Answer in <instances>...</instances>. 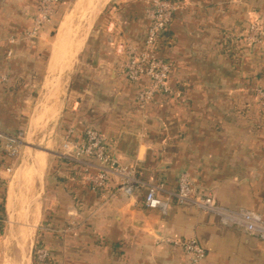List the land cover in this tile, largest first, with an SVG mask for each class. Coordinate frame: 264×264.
<instances>
[{"label": "crops", "instance_id": "obj_1", "mask_svg": "<svg viewBox=\"0 0 264 264\" xmlns=\"http://www.w3.org/2000/svg\"><path fill=\"white\" fill-rule=\"evenodd\" d=\"M172 1L169 43L159 51L171 64L170 92L140 108L147 80L129 82L118 63L122 44L142 48L146 0H101L87 35L60 33L65 14L86 4L63 0L30 39L22 35L39 0H0V131L41 134L38 146L48 133L47 151L33 149L21 167L33 181L20 208L21 170L10 180L16 161L0 152V264H38L37 244L50 254L44 264H188L163 237L196 239L205 249L198 264H264V239L174 201L163 215L144 206L143 192L128 197L113 181L91 189L84 175L92 170L61 155L69 130L75 141L92 126L145 180L175 190L185 172L198 192L264 214V108L253 90L264 87V52L244 39L252 21L264 25V0Z\"/></svg>", "mask_w": 264, "mask_h": 264}, {"label": "built area", "instance_id": "obj_2", "mask_svg": "<svg viewBox=\"0 0 264 264\" xmlns=\"http://www.w3.org/2000/svg\"><path fill=\"white\" fill-rule=\"evenodd\" d=\"M62 1L39 0L37 13L22 37L30 39L38 36ZM177 8V3L172 0H146L144 16L148 20V26L142 48L122 44L119 73L129 82H137L142 78L147 80V85L136 96L140 108L145 107L156 94L170 92L167 78L171 64L159 51L169 43L166 32ZM244 39L249 45L259 46L264 52V25L251 22ZM10 54L8 51L7 55ZM253 90L260 106L264 108V87L258 85ZM69 132L70 130L61 144V155L86 172L92 170V173L84 175L91 189L102 190L109 181H113L115 190L128 197L143 192L144 206L163 215L174 201L178 205L193 206L203 213L213 215L221 226L235 227L264 239V214L246 208H232L220 203L213 193L198 192L193 180L185 172L179 175L175 190L167 189L162 182L147 181L139 175L136 165L123 164L110 152L104 134L98 129L85 127L81 138L75 141L69 138ZM23 135V131L13 134L0 131V152L9 158L17 156L23 143ZM7 170L10 171L11 168L7 167ZM160 241L180 248L186 255L188 264H198L205 257V249L196 239L163 237ZM33 252L38 264H44L50 256L48 250L40 244L34 247Z\"/></svg>", "mask_w": 264, "mask_h": 264}, {"label": "bare ground", "instance_id": "obj_3", "mask_svg": "<svg viewBox=\"0 0 264 264\" xmlns=\"http://www.w3.org/2000/svg\"><path fill=\"white\" fill-rule=\"evenodd\" d=\"M90 1V0H89ZM88 1V2H89ZM87 2V3H88ZM88 5V4H87ZM76 4H75V7L74 9L70 10L69 12H67L65 14V16L63 17L61 23H60V26H59V30H60V33H63L65 32L66 30L69 29V21H70V18L72 17V15L74 14V10L76 8ZM60 35V34H59ZM46 114V113H45ZM34 159H35V162L36 164L39 166V167H43L46 163L44 162V156L43 154H41L40 152H36L35 151V154H34ZM45 163V164H44ZM35 166V165H33ZM33 171L34 173L39 172L37 169H34L33 168ZM20 186H19V198H18V205H19V208L22 207L26 202H27V199H28V195H29V192L31 191V185H32V181H33V177H32V174L31 172H29L26 167L23 168L21 170V173H20ZM11 192H14L13 191V188L11 187ZM18 195V194H17ZM13 196V195H11ZM9 207V206H8ZM24 209V208H23ZM22 210V208H21ZM19 212H22L19 210ZM24 212V210H23ZM16 215V214H15ZM23 215V214H22ZM19 217V216H18ZM19 220V219H18ZM13 263V262H12ZM11 264V263H9Z\"/></svg>", "mask_w": 264, "mask_h": 264}, {"label": "rangeland", "instance_id": "obj_4", "mask_svg": "<svg viewBox=\"0 0 264 264\" xmlns=\"http://www.w3.org/2000/svg\"><path fill=\"white\" fill-rule=\"evenodd\" d=\"M88 1L89 0H86V4L82 5L80 8H78V9L75 8L76 10H74V12H73L74 13V18L72 19V22L70 24V27H69L70 29L69 30L78 29L80 31H83V29L85 28V25H86V17H87L88 11H89V5L91 3V0L89 2ZM87 4H89V5H87ZM74 7H73V9H74ZM252 22H255V21H252ZM57 30H58V26L55 25L54 26V31L56 32ZM47 134L48 133L43 134V138H42V142H41V147H44V145L46 144L45 141L48 138V135ZM40 137H41V134L37 135V138H35V141L33 140V143L35 145L38 144V142H39L38 140H39ZM25 142H26V138H25V134H24L23 135V143H25ZM23 143L21 145L19 154L17 156H15V157L11 158V159H13L16 162H15V165L12 167V170L9 172V175H10L9 179L10 180L13 179V177H12L13 175L12 174L14 173V169H15V167H17V164H19L20 159H21V156H22V153L24 151L25 145ZM36 184H37V181H36ZM11 195H13V194L10 191V197H12ZM4 222H2V226H0V235L3 234V223ZM33 249H34V247H33ZM14 252H15V250H14Z\"/></svg>", "mask_w": 264, "mask_h": 264}, {"label": "water", "instance_id": "obj_5", "mask_svg": "<svg viewBox=\"0 0 264 264\" xmlns=\"http://www.w3.org/2000/svg\"><path fill=\"white\" fill-rule=\"evenodd\" d=\"M100 2H101V0H92V2L89 5V11H88V14H87V17H86V27H85V30H84V35H87L89 30H90V28L92 27V24H93L96 12L98 10V7L100 5ZM33 149H41V150L47 151L45 148H43L41 146H38V145H35L33 143L31 135L28 134L26 136L25 148H24V151L22 153L20 162L18 164L17 172H20L21 167L23 166L25 161L28 158L32 157V150ZM21 264H29V263H21Z\"/></svg>", "mask_w": 264, "mask_h": 264}]
</instances>
